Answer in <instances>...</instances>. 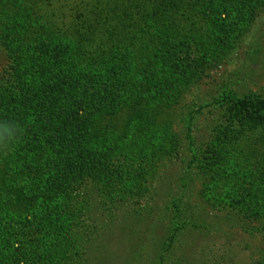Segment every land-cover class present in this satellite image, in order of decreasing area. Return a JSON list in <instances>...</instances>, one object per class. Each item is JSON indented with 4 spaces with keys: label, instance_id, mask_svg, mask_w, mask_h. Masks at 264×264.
<instances>
[{
    "label": "trees",
    "instance_id": "1",
    "mask_svg": "<svg viewBox=\"0 0 264 264\" xmlns=\"http://www.w3.org/2000/svg\"><path fill=\"white\" fill-rule=\"evenodd\" d=\"M216 1L0 0V251L12 264H73L85 252L97 198L121 200L145 174L153 178L129 164L130 152L172 149L169 127L149 125L147 112L169 102L164 82L191 78V64L180 68L185 56L174 55L214 43L230 56L234 40ZM223 94L217 103L228 104V123L207 144L210 161L194 152L188 166L211 180L222 162L246 169L248 133L264 129V97ZM126 115L133 130L121 125ZM250 205V219L264 220V198ZM175 217L173 231L187 224Z\"/></svg>",
    "mask_w": 264,
    "mask_h": 264
},
{
    "label": "rangeland",
    "instance_id": "2",
    "mask_svg": "<svg viewBox=\"0 0 264 264\" xmlns=\"http://www.w3.org/2000/svg\"><path fill=\"white\" fill-rule=\"evenodd\" d=\"M214 9L225 18L234 40L230 56L222 58L214 43L207 50L194 45L186 50L189 53L180 50L174 55L185 56L179 67L191 64L186 70L191 78L186 83L164 82L172 86L167 85L165 95L169 102L147 112L149 125L169 127L172 149L162 155H154L147 146L130 152L129 164L151 170L153 178L145 174L121 200L97 198L85 252L73 264H258L263 256L264 220L250 219L254 215L249 210L251 202L264 198V129L248 133L251 146L242 149L246 169L237 162L232 164L239 167L222 162L213 180L200 173L202 168H195L196 174L188 169L194 152L202 154V163L210 161L207 144L226 120L222 114L228 104L217 103L223 92L264 97V0H247L246 6L240 0H217ZM167 52V59L173 58L174 49ZM129 118L123 117L121 125H129ZM140 135L136 131L134 138ZM121 165L127 167L125 162ZM225 170L229 173H222ZM209 183L213 190H206ZM227 190L229 197L244 199L249 206L227 202ZM177 214L187 224L173 231L180 224ZM12 262L8 252L0 251V264Z\"/></svg>",
    "mask_w": 264,
    "mask_h": 264
}]
</instances>
